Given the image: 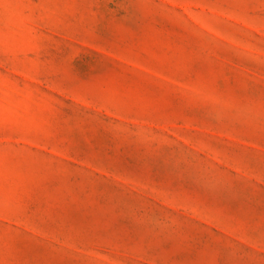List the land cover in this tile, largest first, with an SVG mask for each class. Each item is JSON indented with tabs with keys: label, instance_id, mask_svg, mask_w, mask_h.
Masks as SVG:
<instances>
[{
	"label": "rangeland",
	"instance_id": "374dc122",
	"mask_svg": "<svg viewBox=\"0 0 264 264\" xmlns=\"http://www.w3.org/2000/svg\"><path fill=\"white\" fill-rule=\"evenodd\" d=\"M0 264H264V0H0Z\"/></svg>",
	"mask_w": 264,
	"mask_h": 264
}]
</instances>
